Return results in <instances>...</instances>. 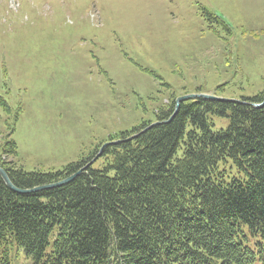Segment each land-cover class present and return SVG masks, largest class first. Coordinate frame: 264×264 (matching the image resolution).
Listing matches in <instances>:
<instances>
[{"label": "trees", "instance_id": "1", "mask_svg": "<svg viewBox=\"0 0 264 264\" xmlns=\"http://www.w3.org/2000/svg\"><path fill=\"white\" fill-rule=\"evenodd\" d=\"M263 101L264 91L240 102L189 98L171 118L173 102L160 124L111 136L121 140L107 145L102 168L54 188L19 193L0 174V264H13L15 245L28 264H264V105L253 104ZM16 156L5 140L0 166L20 188L95 157L45 173L17 167Z\"/></svg>", "mask_w": 264, "mask_h": 264}, {"label": "rangeland", "instance_id": "2", "mask_svg": "<svg viewBox=\"0 0 264 264\" xmlns=\"http://www.w3.org/2000/svg\"><path fill=\"white\" fill-rule=\"evenodd\" d=\"M262 91L264 0H0V145L15 140L25 171L102 168L111 136L179 96Z\"/></svg>", "mask_w": 264, "mask_h": 264}, {"label": "water", "instance_id": "3", "mask_svg": "<svg viewBox=\"0 0 264 264\" xmlns=\"http://www.w3.org/2000/svg\"><path fill=\"white\" fill-rule=\"evenodd\" d=\"M189 98H205V99H211V100H228V101H235V102H240L241 101V100H232V99H227V98H221V97H218V96H215V95L205 94V93L186 94V95H183V96H179L176 99L175 109H174V112H173V115L171 116V118L178 111L181 102L184 101V100H186V99H189ZM253 104L256 107H261V106L264 105V101L262 103H253ZM160 123H161V121H158L156 123H153V124L149 125L148 127H151V126H154V125H157V124H160ZM137 135L138 134H136L134 136H131V137H129V139L132 138V137H135ZM112 143H116V142H112ZM92 163H93V161L90 162L89 164H87L86 166L80 168L76 173H74V174H72V175H70V176H68V177H66V178H64L62 180H59V181H56V182H52V183H48V184L39 185V186H36L34 188H20V187H17L12 182V180L10 179L7 171L3 167H1V166H0V174L3 177V179L5 180L6 184L12 190H14L16 192H19V193H30V192H37V191H41V190H44V189L54 188V187H57V186H61L63 184H66L67 182H69L72 179H74L77 175H79L82 172V170H84L87 166L91 165Z\"/></svg>", "mask_w": 264, "mask_h": 264}]
</instances>
